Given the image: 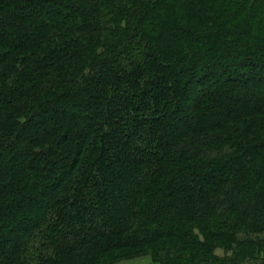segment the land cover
Listing matches in <instances>:
<instances>
[{
    "label": "trees",
    "instance_id": "1",
    "mask_svg": "<svg viewBox=\"0 0 264 264\" xmlns=\"http://www.w3.org/2000/svg\"><path fill=\"white\" fill-rule=\"evenodd\" d=\"M264 264V0H0V264Z\"/></svg>",
    "mask_w": 264,
    "mask_h": 264
},
{
    "label": "rangeland",
    "instance_id": "2",
    "mask_svg": "<svg viewBox=\"0 0 264 264\" xmlns=\"http://www.w3.org/2000/svg\"><path fill=\"white\" fill-rule=\"evenodd\" d=\"M115 264H152L150 256L144 255L140 257H133L129 260H121ZM246 264H255V263H246Z\"/></svg>",
    "mask_w": 264,
    "mask_h": 264
}]
</instances>
